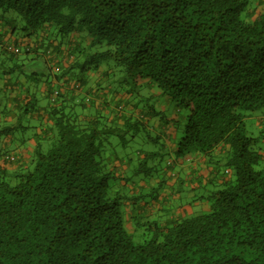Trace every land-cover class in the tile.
I'll list each match as a JSON object with an SVG mask.
<instances>
[{
	"label": "trees",
	"instance_id": "trees-1",
	"mask_svg": "<svg viewBox=\"0 0 264 264\" xmlns=\"http://www.w3.org/2000/svg\"><path fill=\"white\" fill-rule=\"evenodd\" d=\"M15 65L49 91L0 126V264H264V133L245 122L264 107V0H0V76ZM145 135L160 147L121 151ZM215 151L190 203L208 210L179 214L176 163Z\"/></svg>",
	"mask_w": 264,
	"mask_h": 264
},
{
	"label": "crops",
	"instance_id": "crops-1",
	"mask_svg": "<svg viewBox=\"0 0 264 264\" xmlns=\"http://www.w3.org/2000/svg\"><path fill=\"white\" fill-rule=\"evenodd\" d=\"M13 40H14L13 37L11 38L9 36L6 37V41L8 42H11ZM26 62L28 64L27 68L29 69V72H35L38 70L41 73L42 72L46 73L47 70L50 68V66H46L42 64V61L28 60ZM12 64L14 65V62H12ZM8 70H10L8 74L4 73L3 75L0 76V126L2 127L5 125L17 126L21 121V119L27 118V116L23 118L20 110H21V105L26 103L25 97L28 94L31 95L32 92H36L35 93L36 100H38L39 104L42 107H45L48 102V91H49L48 84H40L38 87H35L34 85H30L29 83L30 78L28 79V76L26 75L22 76L20 74L19 68L16 65ZM32 100L35 101V98H33ZM169 105L170 104L164 102L162 106H164V108L165 107L168 108ZM173 106L175 108V112H176L175 114L182 113L180 109H177V107H175V105ZM3 110L5 112H2ZM43 113L44 112L42 111L41 114ZM175 114H173L171 118L167 117V119H165L169 121V123H167L166 125L163 122H159V121L156 122V128L159 129V126H161L162 127L161 129H164L163 135L161 134L162 138H166L168 140L172 138L174 140L176 139V137L174 136L175 135L174 128H172V126L170 125L172 124L170 121L176 118ZM32 115L29 116H32L34 123L35 122L37 123L38 120L37 108L35 109V113ZM166 116L168 115L166 114ZM44 120L46 122L47 120L46 116L44 117ZM258 122H259V126L263 127V123L261 121ZM162 123L164 126L162 125ZM16 135H18V133ZM33 135L30 134V136L28 135L27 137L26 134V138L20 140L16 145L18 152L24 155L26 158H30V156H33L39 144L46 139V136L42 135L41 131L37 132L36 135L34 136ZM8 141L9 139H7V142ZM176 145L177 142L176 144L173 145L172 148H175ZM220 154L221 152L215 151L212 154V157L204 156V157L191 159V161H186V162L179 160L176 163L174 172H171V174L174 175L175 178L169 181L168 184L172 186V189H176L177 191H179V193H177V195L175 196L176 201L178 200L179 203L184 201L188 202V204H185L184 206L181 205V207H179L178 209L179 214L189 215L194 211V209H198L199 204H196V206L194 207L189 203V200L193 201L196 195L195 194L196 190L197 189L199 190L203 186L207 185L208 182H212V180L215 179V177L218 175V173L215 172L218 170L217 167H215V165L211 164L210 162L215 163L216 159L220 156ZM168 163H171V161H169ZM180 180L183 181L182 182L183 185H179ZM199 180L202 181L201 185L197 183ZM192 181H194L195 183L189 184V182ZM189 187H191L192 191L190 190Z\"/></svg>",
	"mask_w": 264,
	"mask_h": 264
},
{
	"label": "rangeland",
	"instance_id": "rangeland-1",
	"mask_svg": "<svg viewBox=\"0 0 264 264\" xmlns=\"http://www.w3.org/2000/svg\"><path fill=\"white\" fill-rule=\"evenodd\" d=\"M257 8H258L257 10L259 11L262 7H257ZM27 66H28V64H27ZM162 107L164 108V106H162ZM175 113L176 112H175L174 106L173 105L171 106V104H170L169 107L167 108V112H166V114L168 115L167 117L171 118V116L173 114H175ZM175 115H176V118L175 119H172L170 122L173 123V125H174V133H175L174 136L176 137L175 140L172 138V141H176L177 142L182 137L185 126L182 127V128L179 127L180 126V123L182 121V118H181V115L178 114V113L175 114ZM248 115L249 116L246 118V121H245L246 122V133L248 135H253V136H258V135H260L261 132L263 134L264 133V107L256 110L255 112H251ZM179 118H181V119H179ZM258 121H261L263 123V127L262 126H259V122ZM151 134H152V136H155V133L154 132H152ZM144 137H146V139L145 138H142V139H144V142L143 143H142V141H140V144H139V140H140L139 139V140H136L133 144H130L131 147H128L125 150L124 149L121 150L122 147H120L119 149L122 152H124V153L130 154V157L134 158L135 157V154L133 153V151H135L138 148H142L144 150L151 151V150H156L157 147L158 148L160 147L158 145H155L154 146L153 143H151L149 141H146V140H148L147 139V135H145ZM161 153L164 154V153H166V151L164 150V152H163V150H160V154ZM160 159H161V157H160ZM157 164H158L157 165L158 166V170L155 173H157L158 176L165 175V173L167 171L166 161H163V162H159L158 161ZM130 166H132V164H130ZM144 175H145V173H142L141 175L136 176L135 179L141 181V179L144 178L143 177ZM209 189L211 190V186L208 187V190ZM203 193H205L204 192V188H202V190H198L197 189L196 192H195L196 195H201ZM177 202H178V200H177ZM189 203H191L190 200H189ZM185 204H188V202L187 201H184L182 205L184 206ZM207 210H208V206L206 204H199L198 209H194V211L191 214H189V215L199 214V212H201V211H207Z\"/></svg>",
	"mask_w": 264,
	"mask_h": 264
}]
</instances>
